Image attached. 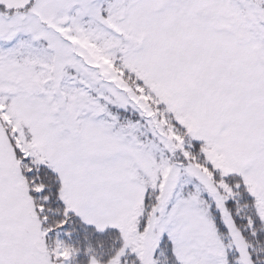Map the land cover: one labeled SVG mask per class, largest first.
Listing matches in <instances>:
<instances>
[{"label": "snow or ice", "instance_id": "6c2138e0", "mask_svg": "<svg viewBox=\"0 0 264 264\" xmlns=\"http://www.w3.org/2000/svg\"><path fill=\"white\" fill-rule=\"evenodd\" d=\"M0 264H264V0H0Z\"/></svg>", "mask_w": 264, "mask_h": 264}]
</instances>
